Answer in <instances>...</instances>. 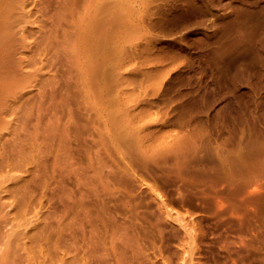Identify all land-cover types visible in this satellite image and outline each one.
I'll return each mask as SVG.
<instances>
[{
	"label": "rangeland",
	"instance_id": "1",
	"mask_svg": "<svg viewBox=\"0 0 264 264\" xmlns=\"http://www.w3.org/2000/svg\"><path fill=\"white\" fill-rule=\"evenodd\" d=\"M83 1L76 0L75 16H84L76 70L91 63L79 72L86 79L72 64L70 79L56 49L67 26H56L60 0H38L28 25L39 40L56 34L42 39L41 59L43 76L57 82L41 88L34 113L66 135L65 143H40L43 169L57 162L46 187L30 182L31 206L52 221L67 218L73 199L95 207L99 198L107 218L138 237L141 252L126 248L123 264H264V0H95L82 15ZM129 6L132 22L120 26ZM25 90L30 105L34 91ZM20 103L0 110L21 111ZM162 135L166 146L154 143ZM8 183H0L1 201L13 199ZM11 201L1 218L18 208ZM29 214L0 219V254L17 228L29 227ZM97 223L101 236L111 234ZM106 260L117 264L112 254Z\"/></svg>",
	"mask_w": 264,
	"mask_h": 264
},
{
	"label": "bare ground",
	"instance_id": "2",
	"mask_svg": "<svg viewBox=\"0 0 264 264\" xmlns=\"http://www.w3.org/2000/svg\"><path fill=\"white\" fill-rule=\"evenodd\" d=\"M37 2L38 0H0V103L3 105H7V103L9 102L18 104L20 102L23 103V99L28 95L27 91L25 90L26 87L30 86L32 88V91H34V98L32 97L34 99H32L33 104H27L29 105V108L24 109V106L26 104L23 103L24 105H22L23 109H21V111V105H17L18 107L16 106L17 108L20 107L19 109L15 108V110L13 111H11L12 108L9 109V111L12 112L10 113L13 115L14 111L17 110L16 113L19 111V113L15 114L17 117H15V115L12 116L9 112H2V109L0 110V149H2L0 158L3 162H1L2 164H0V170L3 171V169H5L6 167L7 170L5 177L4 173H2L3 175H1L6 181L10 182L8 183V187L6 184V186L4 187H6V191L9 190V192L12 193L11 197L14 199V201H16L17 204H15L18 205V208L16 209L12 207L15 211V214H17L18 216L20 215L21 217L22 215L23 217H26V215L28 216L29 213L31 214H29L30 217L25 218L26 223L27 225H29V227H25V229L20 231V233L18 231L21 229L18 230L17 228L18 234L15 237H9L10 239L13 238L14 240L12 239V241H8L6 249L3 251V253L0 254V264H20L21 261L26 262L23 264H89L91 257L99 260L101 264H108L106 260L108 254L113 255V257L117 260V264H123V261H125L123 253L126 251V248L133 249L135 254H139V252H141L138 237L132 232L121 230L111 219L107 218L105 207L103 204H100L101 200L99 198L94 201L95 207L86 205L84 203L85 200L83 201L82 198L73 199V201L67 202L64 205L62 216H65L67 218L63 219L60 217L52 221H48L50 219H46L48 217L51 218L48 212L46 213L49 214V216L44 217V215H46L45 212L43 213L44 215H42L40 214L39 210H36V207L34 205L33 207L31 206V203L34 199L29 203L30 182L32 181L33 183L34 180H38L36 182H39L38 185L40 184V187H46L47 176L54 170V165L57 162V160H55L56 157L54 156L51 161V166L49 167L48 165V169H43L44 163L40 159V152H42L40 143L42 142V140L50 142L55 137H58L59 141H61L62 143L66 142L64 129L53 127L57 125L56 122L55 124H53V122V126H50L43 119H40L42 117L41 115V117L39 116L40 113H34V110H37V107H35L34 105H40L41 103H39V101H41V94L43 93H41V88L45 83L54 87L57 82V80H55V77L45 78V76H43L42 74L44 61L42 63L41 46L43 45V43L41 45V42H43L42 39L44 38L41 39L42 41L39 40V37L41 35L38 34V32H40V30H36V32H34V30L32 33L28 29L33 11L37 9ZM95 4V0H84L82 15H87V11L89 9H93V6H95ZM75 11L76 0H60L55 11V21L57 24L56 26L59 25V28L61 29V22H65L67 24L65 29H61L62 42L60 40V43L58 44V46H56V49L57 51L63 53L62 55L66 56V60L69 62L68 63L66 61L67 64H72V66L75 65L74 68L71 67V65H68L69 68L71 67V70L67 69L70 70L67 73L70 79L73 77V73L71 72L72 68L73 71L74 69L76 70V64L78 63L77 58H79L78 56L80 50L76 45V35H78V31H80V29L82 28V21L84 17L75 16ZM94 11L96 12V10L94 9L89 14L88 20L95 15L93 13ZM133 14L134 9L129 6L125 15H123L119 19V21L122 23L120 26L127 27V25L132 22ZM62 27L64 28V25H62ZM54 35L56 36L55 33H52L48 37L53 38ZM49 38H47V40H44L48 41ZM90 64L89 67L91 66ZM77 66L80 67L81 65ZM87 67L88 66H86V68L81 66L80 69L78 68V70L74 71L78 72V74L75 75L74 73V75H78V77L80 78L81 73L79 72L87 70ZM81 68L85 69H83L82 71ZM92 68H94V65L92 66ZM87 71L90 72V70ZM91 72H93L92 69ZM84 74L82 75L83 77ZM93 74L95 75L94 72ZM82 76L81 78H83ZM91 76L90 78L87 77L86 82H90V80H93V78L91 79ZM84 79H86V77H84ZM65 80V82H67V75L65 77ZM78 80L80 81V79ZM94 80L92 81L93 83ZM66 84L68 85L69 82ZM71 87L69 86L70 89ZM71 92H73L72 89L69 93ZM73 95L74 93L72 94V96ZM67 96L70 97V95ZM63 98L65 97L63 96ZM114 113H118L116 109ZM33 114H35L36 117L37 115L39 116V118L37 119H39L40 122L42 120L41 125H43V122L47 125L44 129L40 128L38 120L36 122L35 120L32 121ZM120 114L121 116L123 115L121 111ZM8 115H11L10 117H13V119H15L17 122H14V120H12L10 117L7 118ZM29 118H32L31 122H35V124L29 123ZM45 124L43 126H45ZM56 132L57 134H55ZM155 141L154 143H156L157 145H168V141L165 137L159 140L157 139ZM4 150L5 152L3 153ZM7 154L9 156L4 158V156H6ZM40 170L42 171V176L40 175ZM113 171L114 170H112V172ZM3 177L1 178L2 181H0L1 184L5 182ZM38 185L35 186L36 190L37 187H39ZM91 189L93 191L96 190L93 185ZM92 195L98 196L97 192L96 194L92 193ZM4 198L5 197H3L2 200H5ZM7 198L9 199L10 195L9 197L7 196ZM8 199V202L9 200H12L11 202H13V199ZM6 202L0 200V215L2 214V211L5 210V207H8V204H6ZM15 204L13 205L14 207H16ZM13 210H11L13 216L17 217L15 216ZM5 212L3 214H6ZM9 214L7 213L6 216ZM6 216H3L2 218L0 216V219H3ZM13 216H11V219H13ZM20 216L18 217L19 219ZM6 219L7 218L3 219V221ZM85 220L89 221L92 226L89 231H86L84 229L83 224ZM97 221H100L103 226L104 224L110 225V229L112 232L109 236H101V234L98 232ZM13 222H15V220ZM13 224L15 225V223ZM0 225L2 226L4 224ZM18 226H21V224ZM15 227L16 225L12 228ZM8 234L9 233H7L6 235ZM9 235H11V233ZM117 241H119L121 245V249L119 252H117L118 249L117 251L115 249Z\"/></svg>",
	"mask_w": 264,
	"mask_h": 264
}]
</instances>
